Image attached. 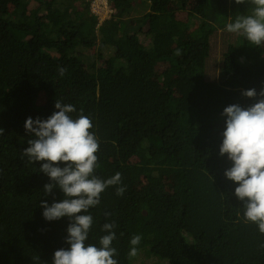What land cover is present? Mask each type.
I'll list each match as a JSON object with an SVG mask.
<instances>
[{"label": "trees", "instance_id": "1", "mask_svg": "<svg viewBox=\"0 0 264 264\" xmlns=\"http://www.w3.org/2000/svg\"><path fill=\"white\" fill-rule=\"evenodd\" d=\"M112 1L99 26L94 0H0V264H53L69 247L68 218L46 221L39 206L53 202L49 178L22 156L34 138L26 119H47L55 100L92 120L94 174L119 172L126 188L90 209L86 244L115 222L118 264H264V235L243 222L219 154L224 108H247L259 96L242 93L264 89V45L225 30L251 0ZM133 235L142 241L129 258Z\"/></svg>", "mask_w": 264, "mask_h": 264}, {"label": "clouds", "instance_id": "2", "mask_svg": "<svg viewBox=\"0 0 264 264\" xmlns=\"http://www.w3.org/2000/svg\"><path fill=\"white\" fill-rule=\"evenodd\" d=\"M235 3L242 5L245 0H235ZM251 4V14L237 16L225 30L242 35L251 45L261 47L264 45V0H251ZM65 71L58 69L61 76ZM242 95L250 99L259 96V99L247 108L237 104L224 108L225 128L219 154L227 156L231 162L224 175L238 185L235 196L244 205L243 222L255 224L264 235V89L259 94L255 89L246 90ZM54 106L56 111L47 119H26L25 131L34 138L28 139L29 147L22 152L29 163H41L39 171L50 181L43 191L53 202L49 205L46 200L41 201L43 218L51 222L67 217L70 221L65 239L69 247L55 251L53 264H118L114 258L118 253L112 246L116 239L115 222L103 224L105 234L99 246L86 244V241L93 225L89 212L100 204L102 193L109 187H115L118 197L125 192L121 173L103 180L97 177L94 173L98 167L100 142L90 131L92 120L82 110L74 118L71 114L76 109L72 104L55 100ZM55 189L64 196L59 202L55 201ZM141 241V235L131 237L129 258L138 255Z\"/></svg>", "mask_w": 264, "mask_h": 264}, {"label": "rangeland", "instance_id": "3", "mask_svg": "<svg viewBox=\"0 0 264 264\" xmlns=\"http://www.w3.org/2000/svg\"><path fill=\"white\" fill-rule=\"evenodd\" d=\"M112 0H94L92 11L98 16L99 26L102 25L106 20L113 16L114 10L111 8ZM136 17V14H132L129 18ZM97 49H90L89 54H95ZM108 54V52H106Z\"/></svg>", "mask_w": 264, "mask_h": 264}]
</instances>
